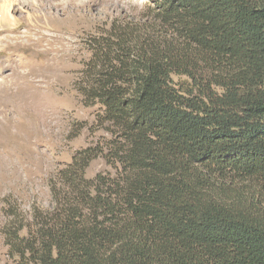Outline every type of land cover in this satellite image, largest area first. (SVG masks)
<instances>
[{"label": "trees", "instance_id": "obj_1", "mask_svg": "<svg viewBox=\"0 0 264 264\" xmlns=\"http://www.w3.org/2000/svg\"><path fill=\"white\" fill-rule=\"evenodd\" d=\"M144 5L90 41L109 136L3 229L13 264H264V0ZM97 156L115 172L87 176Z\"/></svg>", "mask_w": 264, "mask_h": 264}, {"label": "rangeland", "instance_id": "obj_2", "mask_svg": "<svg viewBox=\"0 0 264 264\" xmlns=\"http://www.w3.org/2000/svg\"><path fill=\"white\" fill-rule=\"evenodd\" d=\"M14 4L21 8L12 20H0V264H13L3 229L14 215L48 206L56 172L109 136L80 94L90 41L114 25L147 22L144 0ZM107 172L115 171L103 156L86 169L90 177Z\"/></svg>", "mask_w": 264, "mask_h": 264}, {"label": "bare ground", "instance_id": "obj_3", "mask_svg": "<svg viewBox=\"0 0 264 264\" xmlns=\"http://www.w3.org/2000/svg\"><path fill=\"white\" fill-rule=\"evenodd\" d=\"M0 20L2 21L3 18H8L10 19L12 16V13L14 11H17L21 7H17L14 3L13 0H0ZM12 20V19H10Z\"/></svg>", "mask_w": 264, "mask_h": 264}]
</instances>
